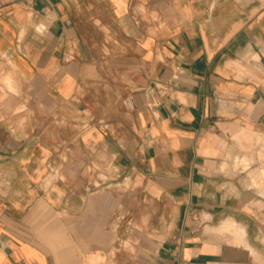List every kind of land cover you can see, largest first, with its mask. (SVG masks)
I'll use <instances>...</instances> for the list:
<instances>
[{"label":"crops","instance_id":"0c3cea01","mask_svg":"<svg viewBox=\"0 0 264 264\" xmlns=\"http://www.w3.org/2000/svg\"><path fill=\"white\" fill-rule=\"evenodd\" d=\"M179 262L264 264V0H0V264Z\"/></svg>","mask_w":264,"mask_h":264},{"label":"built area","instance_id":"2783aa9c","mask_svg":"<svg viewBox=\"0 0 264 264\" xmlns=\"http://www.w3.org/2000/svg\"><path fill=\"white\" fill-rule=\"evenodd\" d=\"M179 264H183V263L179 262Z\"/></svg>","mask_w":264,"mask_h":264},{"label":"bare ground","instance_id":"6f19581e","mask_svg":"<svg viewBox=\"0 0 264 264\" xmlns=\"http://www.w3.org/2000/svg\"><path fill=\"white\" fill-rule=\"evenodd\" d=\"M254 135H255V134H254ZM256 136H257V135H256ZM256 136H255V137H256ZM250 143H251V142H250ZM251 144H252V143H251Z\"/></svg>","mask_w":264,"mask_h":264}]
</instances>
